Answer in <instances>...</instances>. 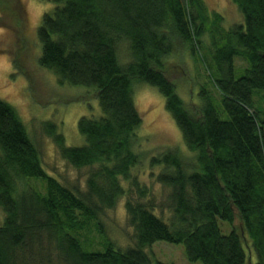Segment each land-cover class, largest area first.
<instances>
[{"label":"trees","instance_id":"16d2710c","mask_svg":"<svg viewBox=\"0 0 264 264\" xmlns=\"http://www.w3.org/2000/svg\"><path fill=\"white\" fill-rule=\"evenodd\" d=\"M42 1L53 9L36 31L38 65L60 85L94 91L101 114L78 120L80 147L67 146L54 123L45 125L60 157L89 169L86 189L78 191L47 175L24 123L0 100V264H164L146 254L156 242L183 245L191 263L264 264V108L254 104L264 95V0H228L241 22L218 39L211 33L206 46L201 0ZM6 5L0 0V23L22 31L24 8ZM123 45L126 64L119 59ZM179 47L203 66L217 93L202 86L193 113L169 77ZM136 83L163 97L185 155L140 152ZM143 160L168 190V219L156 214L140 181ZM31 182L42 183L43 193ZM121 199L132 246L121 251L105 239L103 251H86L77 234L90 224L102 233L99 216ZM218 220L229 225L227 235Z\"/></svg>","mask_w":264,"mask_h":264},{"label":"rangeland","instance_id":"374dc122","mask_svg":"<svg viewBox=\"0 0 264 264\" xmlns=\"http://www.w3.org/2000/svg\"><path fill=\"white\" fill-rule=\"evenodd\" d=\"M3 2L9 3L6 5L9 7L22 6L25 12L24 24L20 32L16 31L18 29L13 25L4 28V22L0 23V100L12 106L24 123L32 143L38 150L41 167L47 175L68 188L85 191L89 169L76 170L70 167L60 157L53 139L46 132L45 125L54 123L63 135L67 146L84 145V138L77 131V122L82 117H96L95 115L101 114L96 93L83 87L60 85L50 71L41 68L37 63L40 45L36 31L43 15L53 9L52 3L42 0H3ZM200 2L204 8L205 26L209 30H206L202 37L205 46L210 43L211 33H214L218 39L221 37L222 29L227 30L230 26L241 22L237 8L228 0H201ZM2 16L4 17L0 12V20H4ZM18 34L20 36H17ZM124 48V45L119 48V59L122 64L128 62ZM201 53L208 59L204 51ZM170 61L177 63L174 65L175 72H171L169 77L186 111L191 113L196 111L199 104L198 92L202 86L217 97V93L208 83L205 69L188 55L186 49L179 47L170 57ZM234 66L239 70L244 69L245 63L235 59ZM234 76L238 77L239 73L236 72ZM133 90L134 103L144 123L140 130L143 135L140 152L144 151L146 155H152L166 148L178 150L185 155L187 151H185L186 147L180 132L165 110L164 99L157 89L136 83L133 85ZM263 96L260 93L254 98L256 108H264ZM151 171L158 172L156 168L150 169L147 161L143 160V164L138 169L141 173L140 181L150 189L149 199L153 201L156 214L163 219H168L170 214L166 202L168 190L153 180ZM31 184L43 193L42 183L31 182ZM99 219L104 228L102 233L98 234L95 226L90 224L77 234L86 251H103L105 239L115 243V247L120 250L132 246V230L127 225L124 199L119 200L113 209L103 212ZM1 222L0 211V224ZM217 224L222 234L227 235L230 232L226 222L218 220ZM146 254L152 261L164 264H201L189 262L185 256L184 246L181 244L156 242L146 250Z\"/></svg>","mask_w":264,"mask_h":264}]
</instances>
